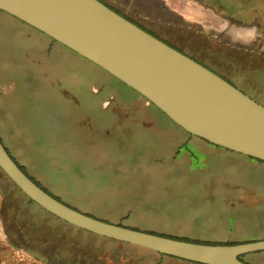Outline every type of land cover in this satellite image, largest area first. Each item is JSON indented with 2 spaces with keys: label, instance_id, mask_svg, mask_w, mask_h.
<instances>
[{
  "label": "rangeland",
  "instance_id": "obj_1",
  "mask_svg": "<svg viewBox=\"0 0 264 264\" xmlns=\"http://www.w3.org/2000/svg\"><path fill=\"white\" fill-rule=\"evenodd\" d=\"M108 1L229 76L264 105V0H220L225 14L240 6L262 15L261 26H252L251 41L224 32L227 47L182 30L174 15L159 28L153 21L161 18L144 0ZM56 46L0 10V140L18 165L61 201L105 221L209 243L264 239V163L188 137L152 103L139 106L146 102L142 97L132 100V112L151 126L132 122L131 136L115 138L102 151H91L100 145L90 133L92 125L80 126V118L59 126L47 99L54 89L37 91L44 84L39 83L42 72H58L69 91L80 92L92 81L96 65L78 54H52ZM83 132L86 136H79ZM185 142L188 146L181 148ZM1 245L7 251L0 248V264H193L160 259L145 248L67 223L25 196L0 169ZM242 259L264 264V251Z\"/></svg>",
  "mask_w": 264,
  "mask_h": 264
},
{
  "label": "water",
  "instance_id": "obj_2",
  "mask_svg": "<svg viewBox=\"0 0 264 264\" xmlns=\"http://www.w3.org/2000/svg\"><path fill=\"white\" fill-rule=\"evenodd\" d=\"M0 10L73 50L132 88L186 132L264 161V105L100 0H0ZM0 169L30 200L100 236L201 264H252L264 239L210 244L105 221L33 181L0 140Z\"/></svg>",
  "mask_w": 264,
  "mask_h": 264
},
{
  "label": "crops",
  "instance_id": "obj_3",
  "mask_svg": "<svg viewBox=\"0 0 264 264\" xmlns=\"http://www.w3.org/2000/svg\"><path fill=\"white\" fill-rule=\"evenodd\" d=\"M162 1L168 7V9L174 14L176 13L178 15H181L187 21L196 22L202 27H204L205 29H210L214 31L226 30L227 33L235 37V39H241L242 41H251L255 38V32H253L254 29L252 27L236 26V25L231 26L228 21H226L221 15H219L217 11H215V9H213L214 6L207 7L203 4H200L196 0H162ZM218 5L219 4L217 3L216 6L218 7ZM222 5H224L223 2H222ZM41 35L46 37V39L47 38L49 39L50 45L57 43L56 51H54L52 54L57 53L58 55H63L65 54L64 52L77 54L76 52L69 49L68 47L53 40L49 36L47 35L45 36V34L43 33H41ZM74 73L77 78L78 75L80 74L78 71V68H75ZM42 75L44 77L42 78L40 77L41 81L39 80V83H42L44 81V84H42L41 87L37 88V91H44L45 89L47 92L49 90L53 92V89H54L53 96L47 99H49V101L53 103L54 105V110L51 114L53 116V119L58 123L59 126H66V124L64 125V123L68 124V121H71L73 119L79 120L81 115L78 114V115H75L76 116L75 117L73 116V113L77 114L83 111L86 112V109L83 106L85 100L84 101L82 100V98H85V97L96 98L98 101V106L100 107L98 108L99 110L103 109L101 105H106L105 107L109 106L111 108L109 119L112 121L108 125H105V126H102L101 122L99 123L100 124L99 127L96 126V128L99 131L101 130L103 131L104 127L111 129L110 131L111 138H112L111 142H113L115 138H118L121 135L126 134L127 136L128 135L131 136L132 129L130 128L132 127L131 125L132 121L136 122L137 120H139L141 122L142 115L137 113L139 117L137 116L135 117V115H133L132 106H131L133 104L132 100L133 101L139 100L141 99V96H138V94L132 92L130 89L124 86L120 82V80H118L114 76H111L108 72H106L104 69L100 68L97 65H96L94 74H92V81L88 82L86 86L83 88V90H81L80 92L69 91V88L67 87V85H65L62 82V79L59 77L60 75L58 72L48 76L46 71H43ZM66 96H69L70 97L69 99H71V101L68 99L69 103H67L66 101L64 102L62 101L63 97H66ZM102 102H104V104ZM143 103L144 102L140 101L139 106H142V105L145 106L147 105L148 102L146 101L145 104ZM55 113L58 114L57 117H54L53 114ZM81 119L83 118L81 117ZM116 122H120V123H116ZM140 125H141L140 128L141 127L149 128L148 126L144 124L143 126L142 123ZM79 136L83 137L86 135L83 133H79ZM103 139L101 135L99 134H98V138H93L95 143H97L101 147L100 146L96 147L95 149L91 151H100L101 148L104 146L102 143ZM147 251L152 252V253H157L160 256V259L161 257H168L171 260H175V259L184 260V259L176 258L173 256L162 255L156 251L149 250V249H147ZM185 261H188V260H185ZM157 262L158 261H156L155 263ZM188 262L193 263V264H201V263L191 262V261H188Z\"/></svg>",
  "mask_w": 264,
  "mask_h": 264
},
{
  "label": "flooded vegetation",
  "instance_id": "obj_4",
  "mask_svg": "<svg viewBox=\"0 0 264 264\" xmlns=\"http://www.w3.org/2000/svg\"><path fill=\"white\" fill-rule=\"evenodd\" d=\"M100 1H102L103 3H105L110 8H112L113 10H115L116 12H118L119 14L123 15L127 19H129L132 22L136 23L138 26H140L144 30L148 31L152 35H154L157 38L161 39L165 43H167L170 46L178 49L179 51H181V52L189 55L190 57H192L193 59H195L199 63L205 65L206 67H208L209 69L213 70L214 72H216L217 74H219L221 77H223L224 79H226L227 81H229L230 83H232L233 85H235L236 87H238L239 89H241L238 86V84L234 80H232L229 76L224 75V74H221L211 64H209V63L203 61L202 59H200V58L192 55L191 53H189L188 51H186L181 45H179V44L175 43L174 41H171L170 39L162 36V34L157 29H154L152 27L145 26L142 23L141 20L137 19L136 17H133V16L129 15L128 12H126L125 10H123L122 8L116 6L115 4L111 3L108 0H100ZM144 1L147 2V3H149V4H152L153 7H154V10L156 11V16L159 17V18H161L160 21H157V20L153 21V22H156V24H158V27L159 28L160 27H164V25L168 23L167 20L169 21V20L172 19L171 16H169V15H174V17L177 18V19L175 18V22L177 23L176 26L179 24L178 27H180L182 30L185 29V31L187 33H194L196 37L197 36H200L203 39H205L206 41L209 40V42L215 43L216 45H220V46L227 47L228 44L227 43H224L227 40L224 39V38L222 39V37H221L224 32L227 33L226 30L215 32L214 30L208 29V32L207 31H204L202 29L203 27L201 25H199L198 23L187 21L181 15H178L176 13L174 14L173 12H171L168 9V7L163 3L162 0H144ZM196 1L199 2L200 4H203V5L207 6V7H211V6H214V5L217 4V3L211 4L210 3L211 0H196ZM251 10H250V8L248 10V9H240V8H236L235 7L229 13H226L225 14L223 12L222 14H219V15H221L226 21H228L231 26L232 25H236V26H249V27H252L254 25L255 26H261L260 18H261L262 15H260L259 10H256V13L252 12ZM239 49H240V47H239ZM243 50H246V49L244 48ZM121 83L124 86H126L128 89H130L132 92L138 94V96H141L142 98H144L142 95H140L138 92H136L132 88L128 87L123 82H121ZM241 90L248 94L247 91H245L243 89H241ZM248 95H250V94H248ZM250 96L253 97L252 95H250ZM144 99H145V101H147L149 103V101L146 98H144ZM82 100L83 101L85 100L83 106L85 107L86 112L83 111V112L77 113V114L76 113H73V116L78 115V114L81 115L80 116V121H79V125L80 126L87 125V124L88 125H92L93 132L91 131L90 133H92L91 135L93 136V138H98V134L101 135L102 139L104 138L103 139V142H102L104 146L101 148V149H104V147L107 144L111 143V141H112L111 132H110L111 129L110 128H107V127H104L103 128V131L102 130L99 131L96 128V126L99 127V125H100L99 123L100 122H101V125L102 126H105V125H108L112 121V120L109 119V114L111 113V108L109 106L108 107H105L106 105H101V107H103V109L102 110H99L98 108H100V107L98 106V101H97L96 98H87V97H85V98H82ZM102 103L104 104V102H102ZM131 106H132V109H133V104ZM152 107L154 109L158 110L156 108V106H153V104H152ZM158 111L159 112H162L160 110H158ZM81 117L83 119H81ZM132 122H134V121H132ZM116 123H120V122H116ZM140 123H142V124H144V125H146L148 127L151 126V124H148L146 122L143 123V121H141ZM186 133L188 134V137H194V135H192V134H190L188 132H186ZM83 134H85V132H83ZM182 146L183 147H186L188 145L185 142V143H183L181 145V148H182ZM100 151H102V150H100Z\"/></svg>",
  "mask_w": 264,
  "mask_h": 264
},
{
  "label": "trees",
  "instance_id": "obj_5",
  "mask_svg": "<svg viewBox=\"0 0 264 264\" xmlns=\"http://www.w3.org/2000/svg\"><path fill=\"white\" fill-rule=\"evenodd\" d=\"M212 1H213V3H212ZM246 1L247 0H241V2H245L246 3ZM218 3L219 5H218V7L216 6V5H214V7H213V9H215V11H217L219 14H222L223 13V11H221L223 8H224V5H222V2H220V0H211L210 1V3L211 4H214V3ZM216 6V7H215ZM233 6H235V4L233 5ZM236 8H240V9H244V8H242V7H240V6H236ZM197 137V136H196ZM199 138V137H198ZM201 139V138H200ZM207 142V141H206ZM208 144H210V145H212V146H215V147H220V146H217V145H214V144H211V143H209V142H207ZM224 149H226V148H224ZM226 150H228V149H226ZM229 151H231V150H229ZM233 152V151H232ZM194 156V159L196 160V158H197V156L195 155V153H191V157H193ZM248 157V156H247ZM249 159H253V160H256V161H258V162H262V163H264V161H261V160H259V159H256V158H253V157H248ZM14 159V158H13ZM15 160V159H14ZM20 166V165H19ZM20 168L33 180V181H35L41 188H43L45 191H47V192H49L44 186H42L38 181H36L31 175H29L25 170H24V168L22 167V166H20ZM50 193V192H49ZM50 194H52V193H50ZM53 195V194H52ZM54 197H56L57 199H59V200H61L60 198H58L57 196H55V195H53ZM71 206V205H70ZM117 224H121L122 225V223H120V222H118ZM165 236H170V235H165ZM170 237H173V238H178V239H182V240H187V241H194V242H202V241H199V240H192V239H188V238H184V237H177V236H170ZM202 243H209V242H202ZM210 244H230V243H210ZM0 248L1 249H3V251H7V247L6 246H3V245H1L0 246ZM161 254V253H160ZM162 255H165V254H162ZM8 256H11L12 257V254H11V252L10 253H8ZM168 256H170V255H168ZM243 256V255H242ZM242 256H240V259H242ZM243 260V259H242Z\"/></svg>",
  "mask_w": 264,
  "mask_h": 264
}]
</instances>
